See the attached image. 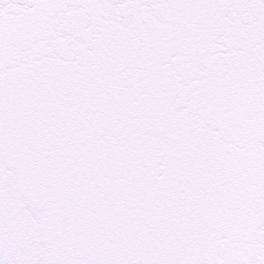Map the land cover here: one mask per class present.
Here are the masks:
<instances>
[{"label": "snow or ice", "instance_id": "6c2138e0", "mask_svg": "<svg viewBox=\"0 0 264 264\" xmlns=\"http://www.w3.org/2000/svg\"><path fill=\"white\" fill-rule=\"evenodd\" d=\"M0 264H264V0H0Z\"/></svg>", "mask_w": 264, "mask_h": 264}]
</instances>
